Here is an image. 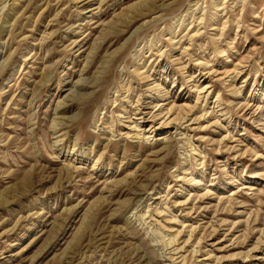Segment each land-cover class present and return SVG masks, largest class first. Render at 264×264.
Listing matches in <instances>:
<instances>
[{
    "label": "rangeland",
    "instance_id": "rangeland-1",
    "mask_svg": "<svg viewBox=\"0 0 264 264\" xmlns=\"http://www.w3.org/2000/svg\"><path fill=\"white\" fill-rule=\"evenodd\" d=\"M176 247L264 264V0H0V264Z\"/></svg>",
    "mask_w": 264,
    "mask_h": 264
},
{
    "label": "bare ground",
    "instance_id": "bare-ground-1",
    "mask_svg": "<svg viewBox=\"0 0 264 264\" xmlns=\"http://www.w3.org/2000/svg\"><path fill=\"white\" fill-rule=\"evenodd\" d=\"M134 73L136 74V76H138V78H139V80L140 81H142V82H147L148 80H149V76H146V74L144 73V72H139V68H136V70L134 71ZM156 87V86H155ZM157 89V88H156ZM133 128V127H132ZM193 230H191L190 232L191 233H193L192 232ZM196 231V230H195ZM179 235V234H178ZM177 235V236H178ZM191 234H190V236H189V239L188 240H190V238H191ZM198 240V239H197ZM199 241H200V239H199ZM184 248L183 247H176L174 250H173V254H172V256L174 257V256H177V255H180L181 253H183L184 252V250H183ZM196 252H194V254H195ZM173 257H171V260H172V258ZM176 259H174V261H177V260H179V259H181V261L179 262L180 264H186L185 263V261H186V259H185V257L184 256H182V255H180V256H178V257H175ZM208 259V262H210V261H212L210 258H207ZM217 260V259H216ZM203 264H205V262H203ZM209 264V263H208Z\"/></svg>",
    "mask_w": 264,
    "mask_h": 264
}]
</instances>
